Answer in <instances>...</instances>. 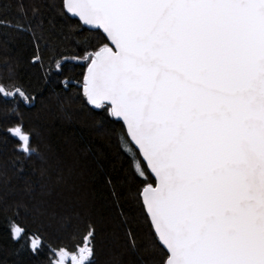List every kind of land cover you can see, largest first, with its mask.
<instances>
[{"label": "snow or ice", "instance_id": "snow-or-ice-1", "mask_svg": "<svg viewBox=\"0 0 264 264\" xmlns=\"http://www.w3.org/2000/svg\"><path fill=\"white\" fill-rule=\"evenodd\" d=\"M12 2L0 0V12ZM62 10L102 30L82 55L52 64L86 65L85 102L124 124L120 142L143 180L134 195L160 256L141 264H264V0H63ZM33 62L43 67L39 54ZM7 87L0 98L34 100ZM8 132L35 154L23 125ZM10 227L13 240L44 250L39 234ZM95 239L89 225L75 244L49 246V264H97Z\"/></svg>", "mask_w": 264, "mask_h": 264}, {"label": "trees", "instance_id": "trees-1", "mask_svg": "<svg viewBox=\"0 0 264 264\" xmlns=\"http://www.w3.org/2000/svg\"><path fill=\"white\" fill-rule=\"evenodd\" d=\"M62 4L13 0L0 12V85L34 97L31 103L0 98V264H49V246L75 244L89 225L96 230L97 264L159 259L151 253V224L134 195L143 180L120 142L124 124L85 102L86 65L69 59L58 73L52 64L54 58L82 55L85 38L95 43L102 35L80 26ZM37 54L43 67L33 62ZM49 64L52 71L46 73ZM65 79L71 80L68 88ZM17 124L31 134V157L18 151L19 140L8 132ZM11 222L30 236L39 234L44 250L34 254L24 241L13 240ZM129 232L139 252L129 247Z\"/></svg>", "mask_w": 264, "mask_h": 264}, {"label": "water", "instance_id": "water-1", "mask_svg": "<svg viewBox=\"0 0 264 264\" xmlns=\"http://www.w3.org/2000/svg\"><path fill=\"white\" fill-rule=\"evenodd\" d=\"M74 17V16H73ZM76 18V17H75ZM76 19H78V18H76ZM85 27H87V28H90L91 29V26H85ZM102 31V30H101ZM92 107H94V106H92ZM95 108V107H94ZM116 120H118V121H121L122 122V120H120L119 118H115ZM123 123V122H122Z\"/></svg>", "mask_w": 264, "mask_h": 264}]
</instances>
